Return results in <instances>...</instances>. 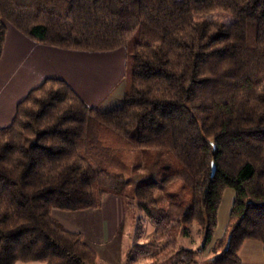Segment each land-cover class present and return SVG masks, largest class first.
<instances>
[{"label":"trees","instance_id":"1","mask_svg":"<svg viewBox=\"0 0 264 264\" xmlns=\"http://www.w3.org/2000/svg\"><path fill=\"white\" fill-rule=\"evenodd\" d=\"M214 13L236 20H199ZM8 26L68 52L137 40L119 109L89 108L50 79L0 129V264H100L52 212L97 211L110 195L139 216L123 264H192L207 250L209 264H240L249 241L264 256V0H0V59ZM157 162L162 179L124 198L128 180ZM227 190L231 211L212 244ZM145 222L156 252L140 245ZM193 224L201 250L177 247Z\"/></svg>","mask_w":264,"mask_h":264},{"label":"crops","instance_id":"2","mask_svg":"<svg viewBox=\"0 0 264 264\" xmlns=\"http://www.w3.org/2000/svg\"><path fill=\"white\" fill-rule=\"evenodd\" d=\"M90 55L88 53L61 51L35 44L20 35L12 27H7L4 50L0 59V129L9 126L14 118L17 105L27 94L50 79L67 83L89 108L95 109L100 106V104L91 103L81 88L68 78V74L73 72L72 61L84 59L87 62L88 57H91ZM69 215L71 216L60 217L59 215L58 219L53 218V216L52 218L66 231L81 235L85 244L96 254L99 262L103 264H120L122 262L124 248H131L133 245V240L124 243L126 233L123 232V224L126 215L122 199L112 195L106 196L100 210ZM97 216L99 217L98 221H94ZM67 218L75 221L80 220L81 226L73 227L68 224ZM82 220H86V222H81ZM153 234L154 228L145 222L141 243L147 242L150 235ZM127 235L131 234L128 233ZM249 243L247 249L253 251V255L258 248L254 243Z\"/></svg>","mask_w":264,"mask_h":264},{"label":"rangeland","instance_id":"3","mask_svg":"<svg viewBox=\"0 0 264 264\" xmlns=\"http://www.w3.org/2000/svg\"><path fill=\"white\" fill-rule=\"evenodd\" d=\"M199 20H204L210 23H221L229 25L234 23L236 18L234 15L227 13H214L207 17L200 18ZM136 40L137 35H134L132 40L125 48L111 53L91 54V57H88L89 60L87 62L84 61V59L72 61L71 65L73 66V72L71 74H68V78L74 81L76 86L81 88L83 94L90 99L91 103L100 104V106L95 108L98 111L105 112L114 109H119L122 105L123 98L127 93H129L131 73L133 69V52ZM100 86L101 88H98ZM163 175L164 173L162 171V163L157 162L151 169L142 171L138 175L131 177L128 180L127 187L123 193V197L128 199L132 198L134 195L135 186L138 183L147 180L158 182L162 179ZM233 199L234 192L232 190H227L224 192L217 214V227L213 235L212 244L223 236L228 221L229 213L231 211ZM69 214L71 213H65L61 211L52 212L53 218L56 219L59 218V215L60 217L71 216ZM125 215L126 217L123 224V232L126 233V235L128 233L131 235H124V243H126L128 240H133L134 244V237L136 234L139 216L137 214H127L126 211ZM68 218V224L76 228L81 226L80 220L75 221L73 219ZM98 219L99 217L97 216L94 218V221H98ZM83 221L86 222V220H82L81 222ZM144 226L145 223L143 225V231ZM133 232L134 234H132ZM148 233L150 232L148 231ZM127 237L130 238L128 239ZM203 240L204 233L200 232L196 224H193L190 227L189 238L178 240L177 247L191 251H198L201 250L203 246ZM249 242L244 243L243 249H241V252H239V259L241 262L240 264H264L262 245L259 243L252 242L258 248L257 252L255 251V253L252 255L253 251L247 249V246L250 245ZM141 244L146 247L149 246L152 252H156L157 249H159L158 247H160V245H156L153 242V235H150V238L147 242H140V245ZM127 248H124V251L122 252V259L129 250V248ZM214 257L215 256L209 250H207L204 254L197 256L194 259V263L192 264H209V262H211ZM100 264L103 263L100 262ZM136 264H149V261L147 258H140Z\"/></svg>","mask_w":264,"mask_h":264},{"label":"water","instance_id":"4","mask_svg":"<svg viewBox=\"0 0 264 264\" xmlns=\"http://www.w3.org/2000/svg\"><path fill=\"white\" fill-rule=\"evenodd\" d=\"M214 172H215V170H214V167H213V173H212V175H214Z\"/></svg>","mask_w":264,"mask_h":264}]
</instances>
